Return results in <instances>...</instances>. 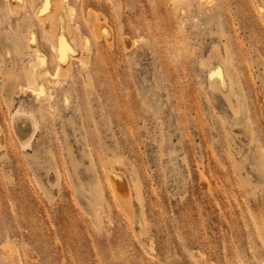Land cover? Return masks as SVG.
I'll return each mask as SVG.
<instances>
[{
  "label": "rangeland",
  "instance_id": "obj_1",
  "mask_svg": "<svg viewBox=\"0 0 264 264\" xmlns=\"http://www.w3.org/2000/svg\"><path fill=\"white\" fill-rule=\"evenodd\" d=\"M21 1L0 0V264H264V0H68L69 74Z\"/></svg>",
  "mask_w": 264,
  "mask_h": 264
},
{
  "label": "bare ground",
  "instance_id": "obj_2",
  "mask_svg": "<svg viewBox=\"0 0 264 264\" xmlns=\"http://www.w3.org/2000/svg\"><path fill=\"white\" fill-rule=\"evenodd\" d=\"M67 1L68 0H40L41 6L37 10V15H38L39 20L42 24L43 32H45L47 34V36L50 38V41L52 40L51 42L53 43V45H52L53 51L55 49V51L57 52L56 57L58 58V61L60 63V66H59L60 73L61 72H63V73L67 72L69 74V72H71V70H72V58H75V59L79 58L84 46H86V44H88V42L86 41L85 45H83L84 43H82V37H81L78 29L71 26V16L74 13V8H72L71 5L67 4ZM9 4H10L9 6H11L10 8H12L14 10L18 9L20 6L23 5L21 0H9ZM66 5H68V6H66ZM88 11H90V10H88ZM94 14H96L95 15L96 18L93 20V22L90 21L91 30H92L93 35L96 38L102 37L103 34L105 36H107L106 31H108V36H109V34H110V32H112V30L110 29L111 31H109L108 30L109 27H107L106 24H105L106 27H104L102 25L103 23L102 24L100 23L101 20H99V18L97 19V16H98L97 12H94ZM88 15H89V17L93 16L91 11H90V13L88 12ZM93 18H94V16H93ZM89 19H92V18H89ZM103 27L105 28L106 31H104ZM111 35H113V34H111ZM36 40L37 39L35 38L34 34L31 33L28 42H29L32 50L34 48L37 51V53H39L38 48H37V42L38 41L36 42ZM89 41H90V39H89ZM30 47H29V49H30ZM35 50H33V51H35ZM37 53L36 52L34 53L35 57H36ZM81 55H83V54H81ZM80 61H81V59H80ZM43 62L44 61H42V63ZM44 63H46V62H44ZM80 63H83V61H81ZM37 64L39 65V63H37ZM31 65L33 66V64H31ZM35 65H36V63H35ZM57 65H59V64H57ZM39 66H41V65H39ZM39 66L34 67L32 69V71L30 70L31 72L28 71V73L30 72V74H29V80H30L29 85L39 95H45V94H48V92H45V86L43 84L44 82L41 80L40 73L38 70ZM221 69L219 68L218 70H216V74H217L216 76L220 77L221 82L226 84L227 83L226 75H223V71ZM55 71H56V69H55ZM224 72H226V71H224ZM62 74L61 75L59 74L58 77L62 76ZM66 74H64V75H66ZM54 75H55V73H54ZM228 86H226V87L228 88ZM229 101H230V98H229ZM22 140L26 143V142H28L29 138L22 137ZM110 177H111V181H112L111 185H112L113 190L115 191L118 199L120 200V202L124 206H127L130 202V192H131L128 182L125 181L123 177H121L118 173H116L114 171H111Z\"/></svg>",
  "mask_w": 264,
  "mask_h": 264
}]
</instances>
